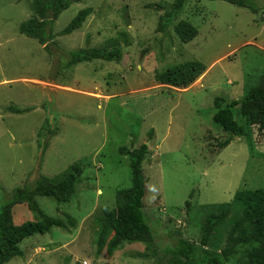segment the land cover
<instances>
[{"label": "rangeland", "instance_id": "obj_1", "mask_svg": "<svg viewBox=\"0 0 264 264\" xmlns=\"http://www.w3.org/2000/svg\"><path fill=\"white\" fill-rule=\"evenodd\" d=\"M174 1L73 3L53 25L61 52L105 46L122 31L130 45L121 61L60 67L59 51L51 55L19 31L34 13L32 0H0V185L9 192L32 183L38 173L59 178L73 163L84 164L70 202L37 197L45 214H70L76 228L53 227L27 237L20 244L24 256L6 264H169L179 236L200 243L220 203L232 201L238 189L264 186V129L254 125L236 136L213 119L217 97L240 99L264 75V0H251L258 13L224 0H190L161 31L159 5L170 8ZM87 6L94 12L83 26L60 34ZM182 19L199 30L191 41L183 42L175 31ZM188 60L207 66L192 86L169 89L156 81V71ZM11 105L32 109L14 113ZM239 111L235 117L245 125ZM48 125L58 129L50 137ZM227 138L231 143L219 146ZM145 142L150 153L143 162L144 203L154 240L124 243L112 256L105 249L98 254L102 209L115 207L117 190L131 185L129 156L119 149ZM13 213L16 224L40 219L27 203ZM229 218L209 236V252L226 246Z\"/></svg>", "mask_w": 264, "mask_h": 264}, {"label": "trees", "instance_id": "obj_2", "mask_svg": "<svg viewBox=\"0 0 264 264\" xmlns=\"http://www.w3.org/2000/svg\"><path fill=\"white\" fill-rule=\"evenodd\" d=\"M80 1L82 0H32L34 13L30 18L21 22L19 31L37 39L51 55L59 51L60 67L73 66L95 59L121 61L124 47L130 45L126 31L110 37L105 46L80 47L70 53L60 51L62 47L55 40L56 33L53 25L64 10ZM189 1L175 0L170 8H163L159 5V8L163 10L159 18V29L165 31L170 27ZM224 1L248 7L255 13L260 10L251 0ZM93 12L92 6L80 9L60 31V34L66 35L80 29ZM174 28L183 42L193 40L199 33L198 28L185 19L178 21ZM206 70L207 66L204 62L188 60L163 71H156L155 79L162 85V88L171 89L170 87L173 86L187 89L193 83L195 84ZM215 106L217 111L213 115L214 121L231 135L247 134L246 127L251 128L254 125L264 129V75L261 76L256 86L246 89L242 98L217 97ZM237 107L240 109L239 113L245 118V125L240 124L235 117ZM31 109L32 107L9 106V110L14 113L27 112ZM43 130L44 128L39 130V138ZM57 131V128L50 126L48 137ZM152 131L149 130L150 133ZM231 141L232 138H227L220 142L219 146L224 148ZM48 144V140L43 143L44 147ZM119 151L129 156L131 185L117 190L115 207L102 209L96 237L97 253L101 254L105 249L110 256L124 243L154 240V232L148 223L144 203L147 180L143 172V162L150 153L149 145L145 142L138 147L121 146ZM83 172L84 164L78 161L73 163L71 169L59 178L38 173L32 183L17 186L9 192L0 185V197L3 195L5 200L0 204V264H6L15 257L24 256L25 252L20 244L29 236L36 233H47L53 227L76 228L77 220L70 214H64L62 218L45 214L37 197L47 196L59 203L70 202L76 193L77 183ZM23 203H27L29 209L37 213L40 219L16 224L13 210L16 205ZM219 206L221 212L211 215L204 225L200 243L183 235L179 236L178 243L170 248L172 256L169 264H264V186L238 189L232 201L220 203ZM229 215V224L226 226V246L221 251L209 252L204 248L208 244L209 236L218 229V225L224 223Z\"/></svg>", "mask_w": 264, "mask_h": 264}, {"label": "crops", "instance_id": "obj_3", "mask_svg": "<svg viewBox=\"0 0 264 264\" xmlns=\"http://www.w3.org/2000/svg\"><path fill=\"white\" fill-rule=\"evenodd\" d=\"M103 252V251H102Z\"/></svg>", "mask_w": 264, "mask_h": 264}]
</instances>
